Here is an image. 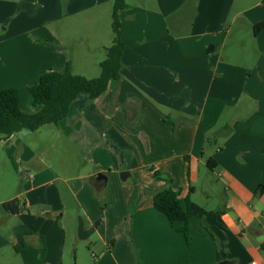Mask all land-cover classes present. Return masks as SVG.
I'll use <instances>...</instances> for the list:
<instances>
[{"label": "crops", "instance_id": "1", "mask_svg": "<svg viewBox=\"0 0 264 264\" xmlns=\"http://www.w3.org/2000/svg\"><path fill=\"white\" fill-rule=\"evenodd\" d=\"M107 2L0 0V90H17L21 112L40 110L29 89L45 73L69 65L99 76L106 47L103 59L72 60L77 29L62 23ZM238 2L125 0L119 81L95 100L77 97L52 129V144L84 134L99 142L104 149L84 156L93 167L78 156L56 155L54 169L27 160L28 130L0 140L13 150L10 182L21 185L0 200V264H264V29H252L264 0ZM237 21L254 39L249 58L229 47ZM153 169L171 179L183 209L188 200L215 215L170 224L152 206L168 186ZM24 196L25 211L2 207Z\"/></svg>", "mask_w": 264, "mask_h": 264}, {"label": "trees", "instance_id": "2", "mask_svg": "<svg viewBox=\"0 0 264 264\" xmlns=\"http://www.w3.org/2000/svg\"><path fill=\"white\" fill-rule=\"evenodd\" d=\"M125 0H113L111 9L112 43L106 48V56L99 64L100 74L96 78H85L73 74L67 65L63 72H48L40 76L37 83L30 87L32 103L40 110L34 114H25L19 108L18 92L14 88L0 90V140H5L22 130L36 131L44 125H57L69 111L70 105L80 95L89 100L101 96L112 83L120 79L122 66V50L124 47L119 12L124 8ZM253 33L258 34L264 29V21L253 25ZM209 162V161H208ZM155 178L162 179L159 173ZM166 183L171 179L166 178ZM187 207L183 209L178 193L169 186L154 193L152 206L163 213L170 224L186 222L192 215L213 217L215 213L205 212L186 200ZM2 207L9 214H16L26 210L25 202L12 199L4 202ZM22 244V243H21ZM18 250L23 249V245Z\"/></svg>", "mask_w": 264, "mask_h": 264}, {"label": "rangeland", "instance_id": "3", "mask_svg": "<svg viewBox=\"0 0 264 264\" xmlns=\"http://www.w3.org/2000/svg\"><path fill=\"white\" fill-rule=\"evenodd\" d=\"M10 1V0H9ZM19 1V0H13ZM136 0H131L133 2ZM196 2L198 0H195ZM238 5L241 3H246L250 0H237ZM66 0H62V3H65ZM111 8L112 3H100L98 6L82 10L78 12V14L73 19L64 20L62 26L69 29L71 24L74 22L77 32L74 33V37H77L74 41L71 39L67 40L69 45V51L71 59L78 63L89 64L97 59H103L104 53L102 52V48L110 47L112 43L113 33L111 29ZM121 31V30H120ZM70 35V34H69ZM247 45L248 47H245ZM229 47H232L239 51L237 54V58H242L241 55L244 54V51H247V56L253 55L254 51V39L252 38V33L248 32L245 27L241 26V21H237L230 28V36H229ZM245 57V58H246ZM97 74V73H95ZM77 119H74L76 122ZM73 122V123H74ZM55 129L53 125H47L39 131L36 132H28L25 131V136L23 137L25 143V149H27V154L25 153V158L27 160H32L34 156H40L46 164L51 165L52 168H55V161L53 158L59 155H68L69 157L78 156L82 161V167L87 165L88 168L93 167V163L91 159L84 158V156H91L97 154L100 150L104 149L101 144L97 141H89L88 136L86 134L79 137V142L76 141L70 142L68 139H63L64 142L58 141V143L52 144L50 141L54 139V135L52 134ZM62 128H60L61 130ZM24 131V130H22ZM62 132L67 133L65 129H62ZM85 136L87 140L85 143H82L80 140ZM8 139V138H7ZM4 140V139H3ZM41 141L43 143H41ZM52 144V145H51ZM22 146V145H21ZM23 147V146H22ZM63 148V150L58 148ZM10 146L3 147L0 146V200L4 198H8L12 193L16 194L20 192V184L16 186L13 185L10 181L14 178L16 180V174L14 172V161L13 157H10V154L13 153V150L10 149ZM85 162V164H84ZM84 164V165H83ZM28 169L30 172L32 167L23 166ZM158 173L153 169L152 177L154 174ZM162 181H166L164 178H160ZM131 182L125 185H129ZM26 196V195H25ZM21 198L25 202L26 208L29 205H26V197ZM29 196V195H27ZM32 196V194H31ZM37 197H33L36 199ZM194 199L198 202H202V199L199 194L195 195ZM42 202V201H41ZM42 204V203H41Z\"/></svg>", "mask_w": 264, "mask_h": 264}, {"label": "water", "instance_id": "4", "mask_svg": "<svg viewBox=\"0 0 264 264\" xmlns=\"http://www.w3.org/2000/svg\"><path fill=\"white\" fill-rule=\"evenodd\" d=\"M94 177H95V179H96L97 181H104V180H105L104 175L101 174V173H97ZM120 177H121L122 181H125L126 178H127V177H126V174H122ZM222 264H224V263H222Z\"/></svg>", "mask_w": 264, "mask_h": 264}, {"label": "built area", "instance_id": "5", "mask_svg": "<svg viewBox=\"0 0 264 264\" xmlns=\"http://www.w3.org/2000/svg\"><path fill=\"white\" fill-rule=\"evenodd\" d=\"M251 264H256V263H251Z\"/></svg>", "mask_w": 264, "mask_h": 264}]
</instances>
